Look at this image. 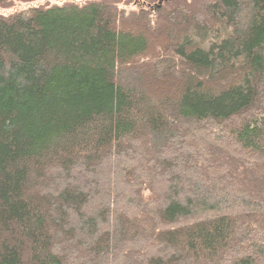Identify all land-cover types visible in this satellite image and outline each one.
Instances as JSON below:
<instances>
[{
    "label": "trees",
    "instance_id": "obj_1",
    "mask_svg": "<svg viewBox=\"0 0 264 264\" xmlns=\"http://www.w3.org/2000/svg\"><path fill=\"white\" fill-rule=\"evenodd\" d=\"M116 3L0 15V264H264V0Z\"/></svg>",
    "mask_w": 264,
    "mask_h": 264
},
{
    "label": "rangeland",
    "instance_id": "obj_2",
    "mask_svg": "<svg viewBox=\"0 0 264 264\" xmlns=\"http://www.w3.org/2000/svg\"><path fill=\"white\" fill-rule=\"evenodd\" d=\"M83 1L85 0H4L0 4V15H9L14 12L24 11L30 7L63 4L65 2L81 3ZM116 4L118 8L123 9L126 14L137 9L138 7L137 5H135L136 4L135 0H117ZM137 73L138 70L134 68L133 70L130 71V74L129 73L126 74L125 81H129L128 79H131L132 81L130 80L129 82H132V85L134 86L136 83L135 77Z\"/></svg>",
    "mask_w": 264,
    "mask_h": 264
}]
</instances>
